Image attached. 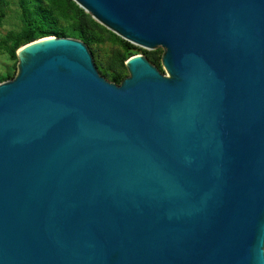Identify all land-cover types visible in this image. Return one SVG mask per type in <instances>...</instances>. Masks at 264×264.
<instances>
[{"label":"water","instance_id":"obj_1","mask_svg":"<svg viewBox=\"0 0 264 264\" xmlns=\"http://www.w3.org/2000/svg\"><path fill=\"white\" fill-rule=\"evenodd\" d=\"M162 48L118 85L80 40L0 83V264H264V0H73Z\"/></svg>","mask_w":264,"mask_h":264},{"label":"trees","instance_id":"obj_2","mask_svg":"<svg viewBox=\"0 0 264 264\" xmlns=\"http://www.w3.org/2000/svg\"><path fill=\"white\" fill-rule=\"evenodd\" d=\"M21 23L18 31L11 30L0 40V49L13 62L11 69H0V83L15 78L18 69L17 51L24 45L47 37L73 38L85 43L90 51L104 43L118 46L105 67L98 70L108 81L120 85L128 77L126 62L133 56L143 54L153 65L162 67L163 50L147 51L125 41L111 32L80 8L73 0H18ZM10 4L0 0V25L7 17Z\"/></svg>","mask_w":264,"mask_h":264},{"label":"rangeland","instance_id":"obj_3","mask_svg":"<svg viewBox=\"0 0 264 264\" xmlns=\"http://www.w3.org/2000/svg\"><path fill=\"white\" fill-rule=\"evenodd\" d=\"M8 1L10 6L8 8L7 17L3 21V24L0 25V40L6 35L8 31L11 30L18 31L21 26L19 20L20 9L17 4L18 0H8ZM116 50H118V46H113L110 43H104L95 48L94 54L98 58L101 65L105 67ZM139 53L140 54L138 55H143L141 54V52ZM12 66H13V62L9 60L8 55L0 49V69L3 71H7L8 69H11ZM17 74H18V69L16 71V75Z\"/></svg>","mask_w":264,"mask_h":264}]
</instances>
